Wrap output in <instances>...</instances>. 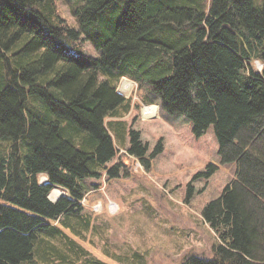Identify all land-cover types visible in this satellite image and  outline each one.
<instances>
[{"label":"trees","instance_id":"1","mask_svg":"<svg viewBox=\"0 0 264 264\" xmlns=\"http://www.w3.org/2000/svg\"><path fill=\"white\" fill-rule=\"evenodd\" d=\"M123 78L197 138L213 128L218 164L194 182L233 171L201 211L213 258L185 264H264V0H0V264H108L77 240L104 233L82 201L164 150L124 120Z\"/></svg>","mask_w":264,"mask_h":264},{"label":"rangeland","instance_id":"2","mask_svg":"<svg viewBox=\"0 0 264 264\" xmlns=\"http://www.w3.org/2000/svg\"><path fill=\"white\" fill-rule=\"evenodd\" d=\"M57 5L66 22L75 25L69 6L63 2ZM83 44L88 54L98 56L89 42ZM256 68L262 70L261 63H256ZM118 91L133 100L132 110L124 120L142 132L152 150L163 140L164 150L151 172L126 155L124 161L133 165V175L110 183L103 180L101 189L91 192L84 205L104 231L103 237L89 234L85 241L77 240L108 264H185L191 256L212 259L218 236L203 220L201 211L206 202L224 189L233 171L219 167L209 180L192 179L209 163L218 164L219 145L213 128L197 138L187 116L171 115L160 104L143 105L142 92L128 78L121 80ZM124 154L121 150L119 157ZM46 179L41 175V182ZM190 182H194L196 193L188 203ZM60 196L56 193V199L51 195L50 198L57 201ZM100 203L103 209L94 211L93 207ZM111 203L117 205V210H109ZM113 254L128 255L130 263L111 259ZM134 254L142 256L141 262L133 260Z\"/></svg>","mask_w":264,"mask_h":264},{"label":"built area","instance_id":"3","mask_svg":"<svg viewBox=\"0 0 264 264\" xmlns=\"http://www.w3.org/2000/svg\"><path fill=\"white\" fill-rule=\"evenodd\" d=\"M86 201H87L86 199L83 200V201H82V204L85 205ZM93 209H94V211H101V210L103 209V206H102L101 203H100V204H96V205L93 207ZM109 210H110V211H115V210H117V205H116L115 203H111V204L109 205Z\"/></svg>","mask_w":264,"mask_h":264},{"label":"bare ground","instance_id":"4","mask_svg":"<svg viewBox=\"0 0 264 264\" xmlns=\"http://www.w3.org/2000/svg\"><path fill=\"white\" fill-rule=\"evenodd\" d=\"M124 83H126V84H129L127 81H125ZM123 83V84H124ZM131 84V83H130ZM122 87H124V86H122ZM121 91H123L122 89H121ZM147 109H149V108H147ZM151 110V109H150ZM146 111V110H145ZM151 111H153V110H151ZM150 111V112H151ZM150 112L148 111L147 113L150 115ZM146 114V113H145ZM46 178V177H45ZM57 190H59V189H57ZM56 193H57V195H58V197L61 195V194H63V192L61 191V190H59L58 192H54L53 194H55L56 195ZM55 195L53 196L52 194H51V198H54L55 197ZM54 199H56V198H54Z\"/></svg>","mask_w":264,"mask_h":264},{"label":"water","instance_id":"5","mask_svg":"<svg viewBox=\"0 0 264 264\" xmlns=\"http://www.w3.org/2000/svg\"><path fill=\"white\" fill-rule=\"evenodd\" d=\"M47 183V182H46ZM63 195H66L64 192H63ZM53 202H55L54 200H53Z\"/></svg>","mask_w":264,"mask_h":264}]
</instances>
